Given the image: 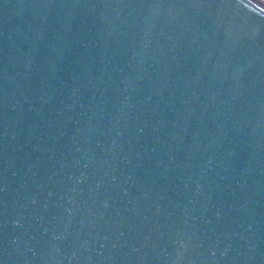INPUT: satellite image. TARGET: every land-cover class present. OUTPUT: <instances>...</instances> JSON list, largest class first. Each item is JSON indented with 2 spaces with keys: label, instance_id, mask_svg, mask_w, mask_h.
Segmentation results:
<instances>
[{
  "label": "water",
  "instance_id": "1",
  "mask_svg": "<svg viewBox=\"0 0 264 264\" xmlns=\"http://www.w3.org/2000/svg\"><path fill=\"white\" fill-rule=\"evenodd\" d=\"M0 264H264V0H0Z\"/></svg>",
  "mask_w": 264,
  "mask_h": 264
}]
</instances>
